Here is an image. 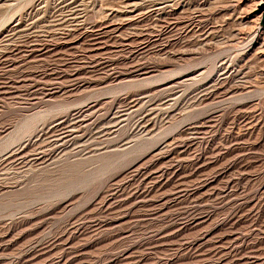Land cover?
Listing matches in <instances>:
<instances>
[{"label": "rangeland", "instance_id": "374dc122", "mask_svg": "<svg viewBox=\"0 0 264 264\" xmlns=\"http://www.w3.org/2000/svg\"><path fill=\"white\" fill-rule=\"evenodd\" d=\"M260 4L0 0V264H264Z\"/></svg>", "mask_w": 264, "mask_h": 264}, {"label": "water", "instance_id": "95a60500", "mask_svg": "<svg viewBox=\"0 0 264 264\" xmlns=\"http://www.w3.org/2000/svg\"><path fill=\"white\" fill-rule=\"evenodd\" d=\"M258 11L261 14L260 25L264 26V0H261V4L258 7Z\"/></svg>", "mask_w": 264, "mask_h": 264}, {"label": "bare ground", "instance_id": "6f19581e", "mask_svg": "<svg viewBox=\"0 0 264 264\" xmlns=\"http://www.w3.org/2000/svg\"><path fill=\"white\" fill-rule=\"evenodd\" d=\"M261 3V0H258V4H260Z\"/></svg>", "mask_w": 264, "mask_h": 264}]
</instances>
